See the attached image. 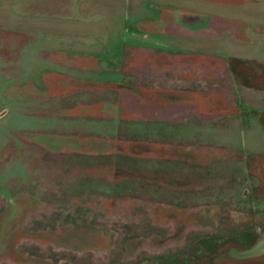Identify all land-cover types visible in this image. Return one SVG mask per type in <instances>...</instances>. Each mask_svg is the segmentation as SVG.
<instances>
[{"label": "crops", "instance_id": "crops-1", "mask_svg": "<svg viewBox=\"0 0 264 264\" xmlns=\"http://www.w3.org/2000/svg\"><path fill=\"white\" fill-rule=\"evenodd\" d=\"M22 1L34 10L28 16L117 36L113 47L57 37L43 46L52 55L41 58L48 66L43 77L53 81L59 102L48 115L60 128L93 133H76V146L92 148L67 159L90 163L91 180L117 170L123 182L145 175L151 187L172 194L186 183L188 164L198 171L217 151L212 142L208 149L190 143L187 125L237 123L241 98L264 97V0H113L108 10L90 5L98 0ZM111 120L132 128L105 132L120 149L101 152L106 125L97 124ZM105 161L103 169L95 164ZM81 174L66 180L74 192Z\"/></svg>", "mask_w": 264, "mask_h": 264}, {"label": "rangeland", "instance_id": "rangeland-1", "mask_svg": "<svg viewBox=\"0 0 264 264\" xmlns=\"http://www.w3.org/2000/svg\"><path fill=\"white\" fill-rule=\"evenodd\" d=\"M111 1L90 5L108 10L116 4ZM21 12L20 3L0 1V28L21 33L19 40L30 47L0 52V144L6 138L17 143L25 133L40 135L26 128L55 124L48 114L59 110V102L52 96L53 81L43 77L48 66L38 57L37 47L43 48L56 37L108 47L118 42L115 33L91 36L87 24L72 27ZM252 100L239 101L245 107L240 106L237 123L187 125L190 143H204L208 149L212 142L216 147L211 155L214 168L211 161L198 171L188 164V175L182 179L186 183L174 187L172 194L148 182L139 186L137 180L126 182L123 195L109 188L108 198L116 199L108 219L99 215L100 210H92L95 221L80 222L88 227L77 230L97 236L104 249L95 251L91 243L78 242L72 246L75 255L53 252L50 243L70 245L54 241L36 246L41 262L17 259L12 264H264V112L260 110L264 97ZM65 104L61 100L60 105ZM128 123L111 120L97 125H106L103 133H112L127 132L132 128ZM5 172L4 177L12 178L23 173L18 164Z\"/></svg>", "mask_w": 264, "mask_h": 264}, {"label": "flooded vegetation", "instance_id": "flooded-vegetation-1", "mask_svg": "<svg viewBox=\"0 0 264 264\" xmlns=\"http://www.w3.org/2000/svg\"><path fill=\"white\" fill-rule=\"evenodd\" d=\"M4 1L10 2L11 5L14 2L20 3L22 16H28L27 11H34L28 10L27 4L22 0ZM259 28L264 29V24ZM20 34L0 28V52L27 49L29 43L20 41ZM36 49L41 51H38L40 59L45 55L52 56L48 49H45L46 51L44 48ZM26 130L37 131L40 135L29 136L25 133L18 136L17 143L11 136L10 140L6 138L0 144V262L12 264L18 261L17 259L41 262L37 253L40 248L36 249V246L54 241L70 242V245L50 243L53 252L63 250L75 255L76 251L72 250V246L75 247L78 242L91 243L90 246L94 247L95 251L104 249L105 246L97 236L77 233L78 229L88 227L87 224L82 225L80 222L95 221L91 215L92 210H100L99 215L108 219L109 209L116 199L108 198L110 187L115 189L117 194L123 195L126 182L137 180V184L142 186L144 182L149 183V177L128 176L123 182L121 177H117L119 171L113 169V172L109 171L111 173L107 170L95 172L96 178L91 180L88 175H91L92 171L87 168L90 163L67 160L73 158L76 152L88 153L92 146L87 147L84 144L76 146L74 136L81 133L82 137L86 138L88 134L89 136L93 134L91 130L83 129L78 132L67 126L60 128L58 125H41L37 129ZM102 136L106 142L99 145L97 150L103 148L100 151L104 150L107 153L109 149H120L113 138L109 140L106 133H102ZM116 139L119 140V137ZM60 158L61 161L58 160ZM13 164H18L24 174L22 173L21 177H4L6 169ZM95 164L101 165L100 168L103 169L108 162ZM76 171L82 173L83 185L74 192L66 180L68 181L69 175ZM120 182L124 184L120 186Z\"/></svg>", "mask_w": 264, "mask_h": 264}]
</instances>
